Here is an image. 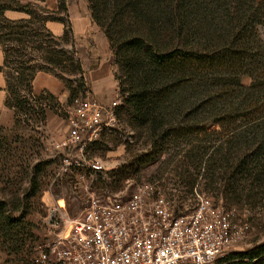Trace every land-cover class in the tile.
I'll use <instances>...</instances> for the list:
<instances>
[{"label":"trees","instance_id":"trees-1","mask_svg":"<svg viewBox=\"0 0 264 264\" xmlns=\"http://www.w3.org/2000/svg\"><path fill=\"white\" fill-rule=\"evenodd\" d=\"M87 1L121 68L116 79L122 108L145 129L152 151L170 152L169 162L181 155L175 183L193 192L202 175L205 189L224 199L226 209L264 208V0ZM7 11L27 17L11 19ZM67 18L65 0L56 12L0 0V73L7 80V108L16 117L28 121L38 107L46 119L52 106L43 100L58 101L48 91L33 92L40 71L64 82L71 102L86 93L81 61L61 45H74ZM49 21L65 25L62 36L48 29ZM243 76L250 85L241 84ZM14 197H0V251L18 255L33 223L29 207ZM226 264H264V244Z\"/></svg>","mask_w":264,"mask_h":264},{"label":"rangeland","instance_id":"rangeland-1","mask_svg":"<svg viewBox=\"0 0 264 264\" xmlns=\"http://www.w3.org/2000/svg\"><path fill=\"white\" fill-rule=\"evenodd\" d=\"M20 1L23 4H40L53 12L58 10L52 9L50 1L47 2V0L45 2ZM56 1L58 4L59 0ZM65 4L74 45L70 46L65 43H61V45L66 50H72L81 61L82 56L85 57L88 53L83 47H80L79 42L75 39L68 11L69 7L78 8L80 0H65ZM11 12L19 13L17 16L21 18L27 17L25 13ZM40 14L48 16L44 11H40ZM58 15L63 16L64 14ZM97 27L104 30L98 25ZM261 31L264 32V27L261 28ZM34 56L40 58L41 53H34ZM107 60L116 79V75H120L121 68L116 62L111 45ZM240 82L248 86L251 80L248 76H243ZM66 91L68 94L66 99L57 97V102L43 100L45 104L52 106V110L46 109V119H43L38 107L32 108L35 110L28 115V121H25V117H16L15 111L8 108L7 112H4V115L0 117V197L15 196L14 198L23 199L26 204L24 207H29L30 214L27 219L33 223L32 236L26 241L23 252L17 255L2 248L0 264H36L39 252L54 239L55 232L58 230L52 227L57 221L55 217L63 214L76 219L83 216L93 201L106 200L115 195L126 198L136 191L137 186L142 184L158 187L165 191L177 211L179 209L190 210L197 204L194 191L190 192L185 186L175 183L177 176L174 166H176L175 162L181 160V155L169 162L170 152L152 151L150 143H148V135L144 133L145 129L140 127L135 116L129 115L122 108V104L117 110L118 125L105 132L99 141L86 150V156L100 160L103 163V169L92 172L79 166L61 175L60 167L64 153L56 150L52 143L58 140L61 134L68 132L69 112L76 105L77 100L86 96L94 97L88 87L86 93L71 102V93L67 88ZM28 102L31 106H33L32 103L35 104L32 99ZM53 118H56L59 123L54 128L47 127V120ZM172 153L173 151H171ZM146 155L147 158L145 157L146 160L143 163L141 157ZM205 184L206 180L200 175L194 188L198 187L206 191L212 199L213 207L229 208L224 199L207 191ZM2 187L5 189L3 190ZM236 209V216L233 219L238 223L246 222L249 228L244 238L233 245L229 255L222 258L219 264H226V260L232 255L247 252L264 244V208L237 205Z\"/></svg>","mask_w":264,"mask_h":264},{"label":"built area","instance_id":"built-area-1","mask_svg":"<svg viewBox=\"0 0 264 264\" xmlns=\"http://www.w3.org/2000/svg\"><path fill=\"white\" fill-rule=\"evenodd\" d=\"M121 102L120 96L110 104L92 96L77 100L69 112L68 134L52 143L64 153L61 175L79 166L103 169L86 150L118 125ZM194 196V208L177 211L165 191L142 184L126 198L93 201L76 219L59 214L52 225L58 229L55 237L36 264H219L249 226L233 219L236 208L213 207L198 187Z\"/></svg>","mask_w":264,"mask_h":264},{"label":"crops","instance_id":"crops-1","mask_svg":"<svg viewBox=\"0 0 264 264\" xmlns=\"http://www.w3.org/2000/svg\"><path fill=\"white\" fill-rule=\"evenodd\" d=\"M50 1L52 9H58L59 3L56 0ZM56 1V2H55ZM72 27L75 34V39L79 42L80 47L86 51V56L81 58L83 68L85 70L86 83L94 98L105 104H110L113 100L119 97L118 82L114 74L110 70L109 61V40L104 30H101L94 23L89 4L87 0H80V6L72 9L68 8ZM19 13L6 12V16L11 19L21 18ZM47 27L56 36H62L65 25L61 22L49 21ZM4 51L0 44V66L4 64ZM48 91L56 97L66 99L68 94L64 82L50 73L43 71L35 75L33 81V92L41 94ZM7 80L4 73H0V117L4 112H7ZM59 123L56 118L47 120V127L54 128ZM69 128V127H68ZM69 131V129H68ZM68 134H61L59 139ZM58 139V140H59Z\"/></svg>","mask_w":264,"mask_h":264}]
</instances>
